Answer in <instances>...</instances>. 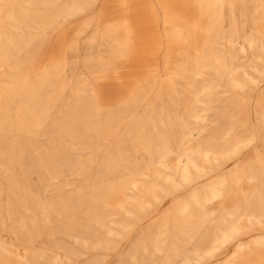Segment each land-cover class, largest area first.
Segmentation results:
<instances>
[{
  "label": "rangeland",
  "instance_id": "1",
  "mask_svg": "<svg viewBox=\"0 0 264 264\" xmlns=\"http://www.w3.org/2000/svg\"><path fill=\"white\" fill-rule=\"evenodd\" d=\"M0 264H264V0H0Z\"/></svg>",
  "mask_w": 264,
  "mask_h": 264
},
{
  "label": "bare ground",
  "instance_id": "2",
  "mask_svg": "<svg viewBox=\"0 0 264 264\" xmlns=\"http://www.w3.org/2000/svg\"><path fill=\"white\" fill-rule=\"evenodd\" d=\"M213 61H214V60H213ZM224 61H225V60H224ZM213 63H214V62H213ZM225 63H226V62H225ZM225 63H224V64H225ZM215 64H216V62H215Z\"/></svg>",
  "mask_w": 264,
  "mask_h": 264
}]
</instances>
